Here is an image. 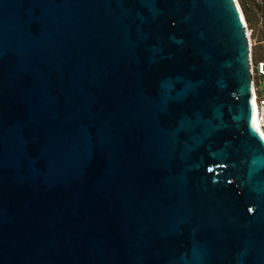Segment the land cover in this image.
Masks as SVG:
<instances>
[{"label": "water", "instance_id": "1", "mask_svg": "<svg viewBox=\"0 0 264 264\" xmlns=\"http://www.w3.org/2000/svg\"><path fill=\"white\" fill-rule=\"evenodd\" d=\"M242 13L0 0V264H264Z\"/></svg>", "mask_w": 264, "mask_h": 264}, {"label": "built area", "instance_id": "2", "mask_svg": "<svg viewBox=\"0 0 264 264\" xmlns=\"http://www.w3.org/2000/svg\"><path fill=\"white\" fill-rule=\"evenodd\" d=\"M247 26V24H246ZM249 34H250V30ZM250 65L252 72V87L254 93V99L257 106V117L255 126L264 138V58L255 59L252 55L250 56Z\"/></svg>", "mask_w": 264, "mask_h": 264}, {"label": "rangeland", "instance_id": "3", "mask_svg": "<svg viewBox=\"0 0 264 264\" xmlns=\"http://www.w3.org/2000/svg\"><path fill=\"white\" fill-rule=\"evenodd\" d=\"M258 20L254 23L252 28L248 25V30H250V38L252 42V56L255 59L264 58V15L260 13L257 14ZM246 20V19H245ZM264 84H261L263 88Z\"/></svg>", "mask_w": 264, "mask_h": 264}, {"label": "trees", "instance_id": "4", "mask_svg": "<svg viewBox=\"0 0 264 264\" xmlns=\"http://www.w3.org/2000/svg\"><path fill=\"white\" fill-rule=\"evenodd\" d=\"M248 25L252 28L258 20L257 14L264 15V0H238Z\"/></svg>", "mask_w": 264, "mask_h": 264}, {"label": "bare ground", "instance_id": "5", "mask_svg": "<svg viewBox=\"0 0 264 264\" xmlns=\"http://www.w3.org/2000/svg\"><path fill=\"white\" fill-rule=\"evenodd\" d=\"M242 16H243V19H244L243 13H242ZM244 22L246 23V20H244ZM249 45H250V52H251V55H252V42H251V38H249Z\"/></svg>", "mask_w": 264, "mask_h": 264}]
</instances>
